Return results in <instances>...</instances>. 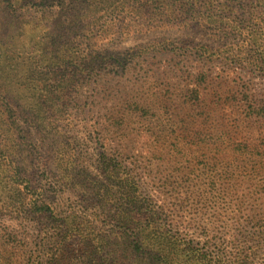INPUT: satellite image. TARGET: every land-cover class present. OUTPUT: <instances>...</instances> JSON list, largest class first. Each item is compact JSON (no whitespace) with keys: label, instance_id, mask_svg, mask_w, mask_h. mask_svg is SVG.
<instances>
[{"label":"rangeland","instance_id":"obj_1","mask_svg":"<svg viewBox=\"0 0 264 264\" xmlns=\"http://www.w3.org/2000/svg\"><path fill=\"white\" fill-rule=\"evenodd\" d=\"M187 1L0 0V264H264V4Z\"/></svg>","mask_w":264,"mask_h":264},{"label":"trees","instance_id":"obj_2","mask_svg":"<svg viewBox=\"0 0 264 264\" xmlns=\"http://www.w3.org/2000/svg\"><path fill=\"white\" fill-rule=\"evenodd\" d=\"M232 1L233 0H224L223 3H210L209 9L217 10L226 6L233 10V8L241 7V0H237L236 3H230ZM252 1L254 2V0ZM262 1L264 4V0ZM203 2L204 0H188L185 5H187L189 7L188 10L193 13H191V15H194L199 14ZM6 107H9V105ZM7 114L14 122L15 114ZM133 198L134 197H131V199ZM130 207L132 209L131 212L133 213L132 217H136L138 219V211L136 210L137 205L134 204ZM44 209H47V207H44ZM122 226L129 229L130 234H134L132 236H127L130 244V264H194V259L197 260V262L199 260L198 264H223L224 262V255L221 253L215 257L213 255L208 256L205 254L206 252H202L201 250L198 253L196 251L194 252L189 246L184 245L185 243H180L177 240V237L168 229L162 227L156 219L152 218L149 220V218H146L136 221L135 218H131L129 225L127 222H124ZM74 229H76V227H74ZM88 239L90 240L89 237ZM63 241L64 240L62 238L61 243H63ZM139 245L140 248L137 251L136 248ZM183 249L186 250V253ZM50 256V259H56L53 253H51Z\"/></svg>","mask_w":264,"mask_h":264}]
</instances>
